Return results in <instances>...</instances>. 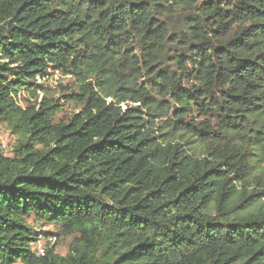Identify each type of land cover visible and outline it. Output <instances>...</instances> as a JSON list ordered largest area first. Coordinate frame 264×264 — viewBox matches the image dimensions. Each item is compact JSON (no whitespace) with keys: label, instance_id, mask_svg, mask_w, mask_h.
I'll return each mask as SVG.
<instances>
[{"label":"trees","instance_id":"16d2710c","mask_svg":"<svg viewBox=\"0 0 264 264\" xmlns=\"http://www.w3.org/2000/svg\"><path fill=\"white\" fill-rule=\"evenodd\" d=\"M0 124V264H264V0H0Z\"/></svg>","mask_w":264,"mask_h":264},{"label":"rangeland","instance_id":"374dc122","mask_svg":"<svg viewBox=\"0 0 264 264\" xmlns=\"http://www.w3.org/2000/svg\"><path fill=\"white\" fill-rule=\"evenodd\" d=\"M42 90L44 92L39 93L38 99L44 96H50L59 100L61 103L60 112L55 116V122L58 121H67L78 108L73 106H69L64 103L62 100V96L66 94V92L62 91V88L70 87L72 84V80L70 78H60L57 75L49 77L45 82H42ZM30 98L21 95L20 104L26 106L31 103L29 101ZM16 144V137L10 132L8 127L5 124H0V150L6 156H10L12 154V150ZM262 201H264V197H262ZM31 222V219L28 220V223ZM35 230L40 234H45L46 236H42L38 243L34 245V250L37 254H40V251L43 252L44 249H48L53 247L54 251L59 256H65L71 244L74 242L75 236H65L62 235L59 228L56 226L49 225H35ZM19 264V263H18Z\"/></svg>","mask_w":264,"mask_h":264},{"label":"built area","instance_id":"2783aa9c","mask_svg":"<svg viewBox=\"0 0 264 264\" xmlns=\"http://www.w3.org/2000/svg\"><path fill=\"white\" fill-rule=\"evenodd\" d=\"M40 254H42V252L40 251Z\"/></svg>","mask_w":264,"mask_h":264}]
</instances>
